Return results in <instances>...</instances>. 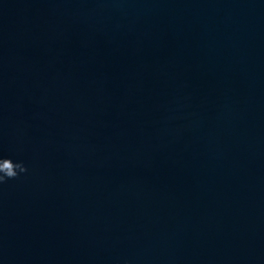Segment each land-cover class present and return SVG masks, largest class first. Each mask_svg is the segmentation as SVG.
Here are the masks:
<instances>
[{"label": "clouds", "instance_id": "obj_1", "mask_svg": "<svg viewBox=\"0 0 264 264\" xmlns=\"http://www.w3.org/2000/svg\"><path fill=\"white\" fill-rule=\"evenodd\" d=\"M27 171L23 162H14L11 158L0 157V184L16 179L19 174Z\"/></svg>", "mask_w": 264, "mask_h": 264}]
</instances>
